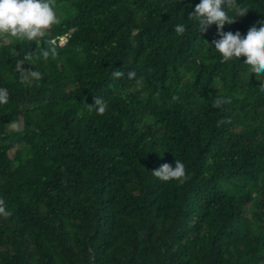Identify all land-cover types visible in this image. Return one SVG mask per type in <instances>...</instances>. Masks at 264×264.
I'll return each instance as SVG.
<instances>
[{"label": "trees", "instance_id": "trees-1", "mask_svg": "<svg viewBox=\"0 0 264 264\" xmlns=\"http://www.w3.org/2000/svg\"><path fill=\"white\" fill-rule=\"evenodd\" d=\"M199 2L57 0L39 45L0 43V264H264V77L220 63L216 25L188 20ZM238 3L223 31L246 36L264 0ZM63 33L56 59L23 65L43 79L21 84L16 61ZM176 159L183 185L152 175Z\"/></svg>", "mask_w": 264, "mask_h": 264}, {"label": "clouds", "instance_id": "clouds-1", "mask_svg": "<svg viewBox=\"0 0 264 264\" xmlns=\"http://www.w3.org/2000/svg\"><path fill=\"white\" fill-rule=\"evenodd\" d=\"M57 0H0V38L4 40L13 39V42H35L39 45L46 36V32L54 25L59 24L55 8ZM249 8L238 3V0H200L195 5L194 11L189 13L188 20L197 25L199 32L203 33L213 24L216 25L220 39L213 40L214 51L220 54V63L237 61L241 56L245 57L244 64L248 66L250 73L256 77H264V20L259 21V27L255 24L250 27L246 36L237 31L224 32L226 24L231 25L238 17H244ZM186 26L177 24L174 31L177 35L186 32ZM44 48H37L35 52L26 53L22 59L17 60L15 70L19 73V81L25 86H30L33 81L43 79L40 71L25 69L24 64L31 65L43 58L56 59L58 56L55 41L49 40ZM210 47V45H209ZM111 75L114 79H120L125 73L119 69L113 70ZM129 80H135L137 85H142L143 78H137L136 72L131 70L127 73ZM260 91L264 92V79L260 80ZM179 98L174 96L173 101ZM10 100L7 89L0 88V106L6 105ZM231 103L230 98L219 97L214 100L213 107L221 108ZM88 111H95L96 115L103 116L108 111L107 102L100 96L94 97V103L87 105ZM230 120L218 121L229 123ZM13 131H19V125L12 124ZM152 175L161 182L168 183L176 181L183 185L189 180L185 164L176 159L175 166L164 163L157 169L152 170ZM0 216L8 218L10 212L4 198H0Z\"/></svg>", "mask_w": 264, "mask_h": 264}, {"label": "rangeland", "instance_id": "rangeland-1", "mask_svg": "<svg viewBox=\"0 0 264 264\" xmlns=\"http://www.w3.org/2000/svg\"><path fill=\"white\" fill-rule=\"evenodd\" d=\"M55 11H56L58 17H61V16L63 15V12H62L60 9L55 8ZM2 42H6V40H4V39L2 38V39L0 40V43H2ZM13 123L18 124V125H19V128H20V126H21V120H20V118H19L17 121L8 124L6 127H8V128H9V127H12V124H13ZM8 155H9V156L12 155V150H9V151H8Z\"/></svg>", "mask_w": 264, "mask_h": 264}, {"label": "built area", "instance_id": "built-area-1", "mask_svg": "<svg viewBox=\"0 0 264 264\" xmlns=\"http://www.w3.org/2000/svg\"><path fill=\"white\" fill-rule=\"evenodd\" d=\"M68 33H63L61 35L50 38L49 40L55 41L57 45H62L67 40Z\"/></svg>", "mask_w": 264, "mask_h": 264}]
</instances>
